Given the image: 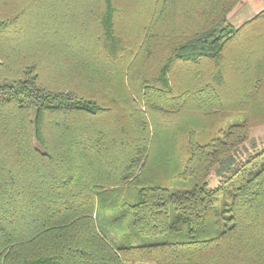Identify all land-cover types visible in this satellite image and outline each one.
<instances>
[{
	"label": "trees",
	"instance_id": "1",
	"mask_svg": "<svg viewBox=\"0 0 264 264\" xmlns=\"http://www.w3.org/2000/svg\"><path fill=\"white\" fill-rule=\"evenodd\" d=\"M243 1L0 0V264H264Z\"/></svg>",
	"mask_w": 264,
	"mask_h": 264
},
{
	"label": "rangeland",
	"instance_id": "2",
	"mask_svg": "<svg viewBox=\"0 0 264 264\" xmlns=\"http://www.w3.org/2000/svg\"><path fill=\"white\" fill-rule=\"evenodd\" d=\"M5 83H8V82L0 81V84H5ZM237 123H242V119H238ZM251 138L257 141V143L259 145L258 151H261L262 148L264 147V126L254 128L251 131ZM210 183H211L210 185L212 187H214L217 185L218 182L215 178H213ZM193 188H194V182L193 181H189L186 183H183V182L174 183L172 185V189H173L174 193H183V192L191 191ZM175 214H176L175 210L172 209V216H174ZM224 224H226V223H224ZM167 241H168L167 236L155 237V238L140 237V241L138 243L141 246H151V245L162 244V243H165Z\"/></svg>",
	"mask_w": 264,
	"mask_h": 264
},
{
	"label": "crops",
	"instance_id": "3",
	"mask_svg": "<svg viewBox=\"0 0 264 264\" xmlns=\"http://www.w3.org/2000/svg\"><path fill=\"white\" fill-rule=\"evenodd\" d=\"M264 11V0H245L229 15V22L235 28H240L256 15Z\"/></svg>",
	"mask_w": 264,
	"mask_h": 264
}]
</instances>
